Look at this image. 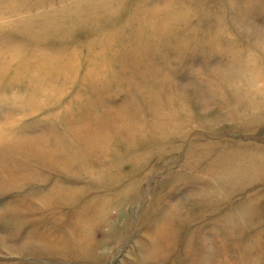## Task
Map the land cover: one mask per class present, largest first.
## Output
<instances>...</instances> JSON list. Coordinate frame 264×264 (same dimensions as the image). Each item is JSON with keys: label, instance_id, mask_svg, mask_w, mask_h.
Wrapping results in <instances>:
<instances>
[{"label": "rangeland", "instance_id": "1", "mask_svg": "<svg viewBox=\"0 0 264 264\" xmlns=\"http://www.w3.org/2000/svg\"><path fill=\"white\" fill-rule=\"evenodd\" d=\"M263 33L264 0H0V264H136L154 235L152 264H264Z\"/></svg>", "mask_w": 264, "mask_h": 264}, {"label": "bare ground", "instance_id": "2", "mask_svg": "<svg viewBox=\"0 0 264 264\" xmlns=\"http://www.w3.org/2000/svg\"><path fill=\"white\" fill-rule=\"evenodd\" d=\"M261 40H262V44H264V33L263 34H261ZM254 39L255 40H259V36L257 35V36H254ZM264 46V45H263ZM257 76V74L255 75V73H252V75H251V77L249 78V80H251V79H253V78H255ZM153 91H154V93H155V90L153 89ZM237 95H238V93H237ZM153 106H154V108L155 109H159L160 107H159V105L155 102V101H153ZM255 159H257V161H254ZM264 160V155H260V154H258V153H256V152H254V151H249V153H248V156H247V158H246V164H248V166H250V165H254L255 166V168L258 166V162L259 161H263ZM238 163H240V162H238ZM245 162L243 163V164H240V165H242V167H244L245 165ZM238 166L239 165H235V167L236 168H238ZM255 168H253V169H255ZM107 169H110V167H107ZM107 172H108V170H107ZM107 172L105 173V174H107ZM114 177V176H113ZM111 178L112 177H105L104 179H100L99 181L98 180H96V182H99V184H102L104 181H106V179L107 180H111ZM53 191V190H52ZM51 194L52 195H55V197H57L58 198V201H62V202H64V201H66V200H68L69 198H70V193H69V189L68 188H66V187H59V188H56L55 190H54V192H50V196H51ZM47 199V198H46ZM45 199V200H46ZM196 201V200H195ZM201 200H198L197 202H195L194 203V208L196 209V212L198 213V211H199V208H200V202ZM245 207L247 206V204H245L244 205ZM100 208L101 207H96L95 206V212H98L99 210H100ZM89 210H87V209H83V212H78L77 214H75V216H74V218H75V225H74V227H72V231L74 232L73 233V236H74V234L76 235V239H75V241L72 243V246L71 247H74V249H75V252H77L75 255H73V256H71V255H68V257H67V259H68V262H76V263H79L78 261L80 260V259H83V258H85L86 260H89L91 257H89L88 256V254H89V252H88V249L86 250V252L85 253H83L82 254V247H83V244H84V247L86 246V240H85V238H82L80 235H81V233H79L81 230H84L85 228H86V222H87V219L89 218V217H91V212H88ZM94 214L95 213H93V216H94ZM163 216V215H162ZM177 217H178V215H176L175 217H173V218H176L177 219ZM227 219V218H226ZM228 220V219H227ZM179 224H181V221H179L178 222ZM215 223H216V225L218 224V221H215ZM230 223H232V224H235V225H237V224H241L242 223V217L241 216H239V217H236V218H233L232 220L230 219V220H228V224H230ZM165 227V226H164ZM167 232V231H166ZM165 232V233H166ZM158 235V234H157ZM59 242V241H58ZM43 243V245H46V243L43 241L42 242ZM67 243H68V241L66 240H64V239H62L61 240V244H62V246H61V248L60 247H58L57 249H58V251H56V252H58L59 254H64V253H66V251H65V245H67ZM149 243L150 244H148V245H145L146 247H144V249H143V251H142V253H137V255H138V257H139V261L136 263V264H152V263H155L156 261H158V259H160L161 257H162V253H164V254H166L167 253V251H168V249H169V251H170V249H171V247L173 246V244L171 243V241L167 238H163V240H160V239H157L156 237H155V235H154V238L151 240V241H149ZM64 246V253H63V251H62V247ZM203 246H204V242L203 243H201L200 244V247H201V251L199 252V253H195L194 252V257H195V259H196V261L193 263V264H201V262H200V260H201V258H202V254H203ZM71 247H69V248H71ZM49 250H52V252L53 251H55L56 249L55 248H51V249H49ZM71 251V250H70ZM168 251V252H169ZM139 254H140V256H139ZM168 255V254H167ZM187 255V254H186ZM190 257H192V253H189L188 254ZM137 257V258H138ZM166 258V257H165ZM198 262V263H197Z\"/></svg>", "mask_w": 264, "mask_h": 264}]
</instances>
